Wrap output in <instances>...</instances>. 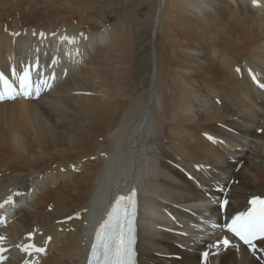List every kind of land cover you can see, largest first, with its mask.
Segmentation results:
<instances>
[{
  "label": "bare ground",
  "instance_id": "1",
  "mask_svg": "<svg viewBox=\"0 0 264 264\" xmlns=\"http://www.w3.org/2000/svg\"><path fill=\"white\" fill-rule=\"evenodd\" d=\"M76 2L0 0V71L36 57L55 76L38 97L0 101V199L21 193L0 212V264H85L128 186L141 193L138 264H204L221 226L264 200V153L238 148L264 141L249 129L264 132V88L249 71L264 83V0H158L165 51L147 103L130 20ZM28 243L45 251L16 246ZM254 243L255 256L232 240L206 264H260Z\"/></svg>",
  "mask_w": 264,
  "mask_h": 264
},
{
  "label": "snow or ice",
  "instance_id": "2",
  "mask_svg": "<svg viewBox=\"0 0 264 264\" xmlns=\"http://www.w3.org/2000/svg\"><path fill=\"white\" fill-rule=\"evenodd\" d=\"M254 6L256 0H253ZM12 35L18 36L20 33H13ZM35 35V32H33ZM83 35V34H81ZM43 37L44 33H40ZM62 41H67L69 44L75 42L74 38L61 37ZM56 63L55 58L53 64ZM38 67L37 65H29L23 68L22 72L17 73L15 68L11 69L10 80L5 73L0 72V101L13 100L17 96L23 95L24 97H38L40 93L51 87L49 78H45L43 74H39L36 80L32 79L33 70ZM240 71V69H237ZM252 79L258 84L259 87L264 88V83L258 81L255 73H251ZM54 74L51 79H54ZM18 85V87H17ZM209 139H212L209 137ZM215 142V141H214ZM222 190V189H221ZM21 193L14 192L9 195L2 203L0 208L5 205L14 204L13 197L19 196ZM136 190L133 188L127 195L118 194L111 204L110 210L106 213V218L99 224L95 231L94 240L91 244V251L88 256L87 264H135V239H136V214H137V200ZM253 205L252 208L246 213H240L233 216L232 219L222 225V229L232 233L238 237L240 241L246 245L253 256L256 255L257 244L254 241H264V200L254 198L249 202ZM227 204V200L221 202L220 207L223 208ZM79 218V214H77ZM0 223L3 220L0 219ZM32 234H28V239H31ZM4 237H0L2 241ZM21 251H31L43 253L44 248L35 247V245L28 243L24 245H16ZM227 249L231 246L229 238L224 237L216 241L214 244L208 245V249L202 253L204 264L208 261L210 255L216 254L212 249L219 251L220 247ZM6 251L0 247V253ZM5 257L0 255V261ZM260 264H264V257H259ZM25 264H28L26 261Z\"/></svg>",
  "mask_w": 264,
  "mask_h": 264
},
{
  "label": "rangeland",
  "instance_id": "3",
  "mask_svg": "<svg viewBox=\"0 0 264 264\" xmlns=\"http://www.w3.org/2000/svg\"><path fill=\"white\" fill-rule=\"evenodd\" d=\"M78 3H84L93 7L92 13L99 17L117 16V19L111 22H118L124 18L130 20L133 30L135 31L136 44V60H135V76L133 86L137 88V94L147 103L150 95V90L155 82L156 61H160L163 57L164 44L159 33L155 35L153 19L157 11L158 0H74ZM76 2V3H77ZM89 3V4H88ZM137 74V75H136ZM149 92V94H148ZM221 125V124H220ZM249 129L262 135L263 129L259 123L249 126ZM235 132V131H234ZM257 143L260 147L259 151L264 153V141L253 135L247 139H242L238 146L242 150V144L245 141ZM247 150L250 151L248 146ZM260 162V159H257ZM263 164V163H262ZM220 190V189H218ZM219 208L220 205H219ZM222 209V208H221Z\"/></svg>",
  "mask_w": 264,
  "mask_h": 264
}]
</instances>
